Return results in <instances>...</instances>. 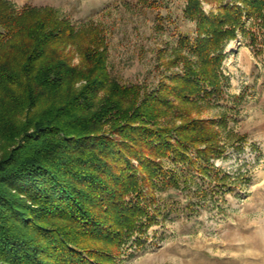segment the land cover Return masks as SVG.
<instances>
[{"label":"trees","instance_id":"16d2710c","mask_svg":"<svg viewBox=\"0 0 264 264\" xmlns=\"http://www.w3.org/2000/svg\"><path fill=\"white\" fill-rule=\"evenodd\" d=\"M216 1V13L202 11ZM222 2L186 0L195 38H179L170 64L181 71L149 88L112 78L107 47L52 8L16 11L0 0V264H112L150 220L157 192L187 186L193 170L208 174L217 134L175 102L219 88L226 45L245 18L264 30V0ZM71 45L77 66L65 53Z\"/></svg>","mask_w":264,"mask_h":264},{"label":"rangeland","instance_id":"374dc122","mask_svg":"<svg viewBox=\"0 0 264 264\" xmlns=\"http://www.w3.org/2000/svg\"><path fill=\"white\" fill-rule=\"evenodd\" d=\"M9 1L16 11L52 8L83 32L85 41L96 36V43L107 47L111 77L126 85L153 88L161 76L180 72L181 66L170 64L179 38H195V24L184 15L186 0ZM201 7L209 15L220 5L202 2ZM76 47L65 52L72 55V66L81 61ZM224 53L219 88L192 104L175 102L191 118L212 124L217 134L219 153L210 159L208 174L201 178L193 170L187 186L157 192L148 208L150 220L143 219L142 232L122 246L112 264H264V30L259 22L245 18ZM0 96L6 101L2 91ZM8 102L6 115L19 124L23 117ZM6 145L0 138V154ZM189 155L196 158L193 149ZM165 166L184 170L170 161Z\"/></svg>","mask_w":264,"mask_h":264}]
</instances>
